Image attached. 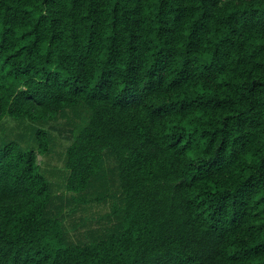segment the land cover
<instances>
[{"label": "trees", "instance_id": "obj_1", "mask_svg": "<svg viewBox=\"0 0 264 264\" xmlns=\"http://www.w3.org/2000/svg\"><path fill=\"white\" fill-rule=\"evenodd\" d=\"M5 117L0 264H264V0H0Z\"/></svg>", "mask_w": 264, "mask_h": 264}, {"label": "rangeland", "instance_id": "obj_2", "mask_svg": "<svg viewBox=\"0 0 264 264\" xmlns=\"http://www.w3.org/2000/svg\"><path fill=\"white\" fill-rule=\"evenodd\" d=\"M62 120L52 122H33L29 119H13L5 117L0 122V146L3 144L14 143L24 151L38 152L39 143L36 136L37 131L45 130L49 142V149L44 154H37L38 164L41 173L50 184L53 193L63 194V185L67 175L65 169L66 149L70 144L69 128H64L63 135L58 132L49 131V126H61ZM83 234L74 241L82 240Z\"/></svg>", "mask_w": 264, "mask_h": 264}]
</instances>
